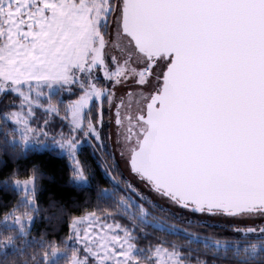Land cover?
I'll return each instance as SVG.
<instances>
[{"label":"snow or ice","instance_id":"obj_1","mask_svg":"<svg viewBox=\"0 0 264 264\" xmlns=\"http://www.w3.org/2000/svg\"><path fill=\"white\" fill-rule=\"evenodd\" d=\"M105 27L129 56L108 53ZM25 80L75 85L61 147L102 143L107 118L138 181L112 175L139 201L121 197L112 216L83 218L80 264H264V0H0V88ZM144 200L189 223L226 221L227 234L158 220L163 235L138 257Z\"/></svg>","mask_w":264,"mask_h":264},{"label":"trees","instance_id":"obj_2","mask_svg":"<svg viewBox=\"0 0 264 264\" xmlns=\"http://www.w3.org/2000/svg\"><path fill=\"white\" fill-rule=\"evenodd\" d=\"M107 37L108 28L105 27ZM75 86H59L48 97L49 102L59 107L57 116L37 108L31 120L32 126L45 130L49 135H58L65 122L64 107L75 98ZM20 97L12 92L0 93V264H70L75 247L71 245L70 224L72 221L88 213L112 216L115 208L120 206L121 197H131L139 201V197L128 191L123 184H116L112 175L119 180H128L113 157L108 143L109 123L105 118L101 132L103 144L97 145L94 139L90 143L84 137H78L82 144L77 152V159L83 163L86 183L76 181V171L69 157L58 148L47 146L24 147L16 142L15 125L5 120V114L18 110ZM46 102L44 101V105ZM95 115V112L93 113ZM107 117V107H105ZM133 174V173H132ZM32 178L34 208L23 201V192L13 186L15 180ZM129 181V180H128ZM107 189V191H105ZM149 213L146 220L137 216V224L133 229L136 237L138 257L147 255L148 246L161 238L162 233L155 230L158 220L174 223L177 228L200 232L203 235H226L227 224L208 221L201 224L189 223L187 218L173 214L165 207H155L147 201H140ZM11 212L33 217L30 228L20 234L16 227L6 225L4 218ZM121 223L129 224L126 217H116ZM154 221V223H153ZM112 219L109 223H113ZM174 240L175 237H167ZM82 248H78L82 257ZM60 251L62 255L49 260L52 252Z\"/></svg>","mask_w":264,"mask_h":264},{"label":"rangeland","instance_id":"obj_3","mask_svg":"<svg viewBox=\"0 0 264 264\" xmlns=\"http://www.w3.org/2000/svg\"><path fill=\"white\" fill-rule=\"evenodd\" d=\"M114 29L112 32H107V37L109 41V46H108V53L109 54H115L119 58L123 59L131 53V48L129 47L128 44L125 43L124 40H122L119 36H116L114 34ZM102 75V74H101ZM65 86L68 87L67 85L63 84L62 82L59 81H48V80H43V81H32V80H25L20 84H7L5 88H0V93L2 92H12L13 94L17 95L20 97L21 101L18 104V110H15L11 113L5 114L4 118L5 120H8L12 122L15 127H16V133H17V138L16 142H21L24 147H31V146H39V147H55L60 150L61 153L67 155L69 157V160L71 164L74 166L76 174L80 171L76 167V162H77V152L78 149L80 148V145L82 144V140H76V147L74 150V154L70 153L67 148L61 147V144L58 142L60 140V136L58 135H49L45 130H39L36 129L34 126L31 124V120L34 117V110L39 108L42 111L48 113L50 116L55 115L57 116V112L52 111L50 108V105L52 102H49L48 97L52 95L59 86ZM75 86V85H72ZM19 88L22 92H25L28 94V97H22L15 91L14 89ZM44 101L46 104L44 105ZM19 112L21 113V116L17 120H13L11 118V114ZM62 120V117H61ZM109 136H111V139H109ZM88 143H90V138L84 137ZM94 139V138H93ZM95 141V140H94ZM97 145H102L103 142L101 143L100 141H95ZM108 143L110 150L113 154L114 159L120 166L123 174L128 178L130 183L137 184L138 181H134L132 177L134 174H132L129 170H126V165L125 161L123 158H121L120 151L122 150L121 145L122 144H117L116 142V135H115V130H114V125L109 124V130H108ZM76 181L86 183L87 179L83 175L82 177H77L75 178ZM13 186L21 190L24 194L23 196V201L31 208H34V201H33V196H32V191L34 189V181L32 178L26 179V180H15L13 182ZM140 189L142 190L143 194L146 197L155 199L153 197V194L147 189L144 188L143 185H139ZM134 193V192H133ZM136 194V193H135ZM147 201V200H144ZM148 202V201H147ZM156 204L160 207H165L171 211H175L174 209L170 208V206L163 202V201H156ZM90 213L83 215L81 217L75 218L71 224L76 225L77 227H71V245L76 248L74 251V255L71 257L70 264H80V261L77 259L79 256L77 249L84 248L83 240H84V227H87L89 225V221L83 220L84 217H88ZM94 215V214H92ZM33 221V217L30 215H18L14 212L9 213L5 218H4V223L6 225H10L13 227H16L18 232L20 234H24L31 226ZM213 222H218V223H223L227 224L228 222L226 221H213ZM259 222V221H258ZM154 223V221H153ZM63 252L60 251H54L52 252L49 260H55L57 257L62 255ZM137 249L134 250V255L138 256ZM82 259V257H80Z\"/></svg>","mask_w":264,"mask_h":264},{"label":"flooded vegetation","instance_id":"obj_4","mask_svg":"<svg viewBox=\"0 0 264 264\" xmlns=\"http://www.w3.org/2000/svg\"><path fill=\"white\" fill-rule=\"evenodd\" d=\"M124 147H125V146L122 144V145H121V148H124Z\"/></svg>","mask_w":264,"mask_h":264}]
</instances>
